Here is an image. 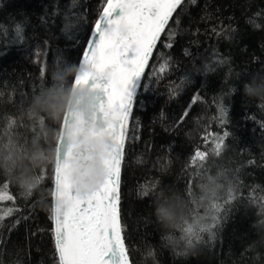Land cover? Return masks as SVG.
Instances as JSON below:
<instances>
[{
  "label": "trees",
  "instance_id": "16d2710c",
  "mask_svg": "<svg viewBox=\"0 0 264 264\" xmlns=\"http://www.w3.org/2000/svg\"><path fill=\"white\" fill-rule=\"evenodd\" d=\"M105 4L0 0V138L10 132L6 121L23 116L38 94L72 86ZM258 70H264V0H184L147 66L127 136L121 214L133 264H264V233L254 227L264 205V101L243 92ZM62 119L41 114L27 126L20 120L25 140L42 130L53 134L41 140L49 153L43 167L0 171V189L13 197L0 200V264H59L52 195ZM220 137L217 156L212 149ZM197 151L208 153L203 168L192 163ZM210 156L231 166L236 187L217 202L200 250L181 255L166 243L153 201L167 195L201 208L199 182L220 163ZM25 174L36 178L38 194L23 193Z\"/></svg>",
  "mask_w": 264,
  "mask_h": 264
},
{
  "label": "snow or ice",
  "instance_id": "6c2138e0",
  "mask_svg": "<svg viewBox=\"0 0 264 264\" xmlns=\"http://www.w3.org/2000/svg\"><path fill=\"white\" fill-rule=\"evenodd\" d=\"M181 3L182 0H106L95 21L75 84L94 81L91 84L94 89H104L106 100L100 102L99 109L111 122L110 131L117 147L106 161L105 182L87 196L79 195L65 172L60 169L55 172L56 203L52 218L59 264H129L118 211L125 128L156 42ZM67 27L71 29L72 25ZM16 32L19 35L21 29L17 27ZM217 140L212 151L218 156L223 138ZM207 155L197 151L192 163L203 168ZM4 199L13 197L0 189V200ZM213 207L219 210V205ZM11 212L9 209L5 215ZM212 219L215 221L216 217ZM208 227L211 230L213 225Z\"/></svg>",
  "mask_w": 264,
  "mask_h": 264
},
{
  "label": "clouds",
  "instance_id": "9594fccd",
  "mask_svg": "<svg viewBox=\"0 0 264 264\" xmlns=\"http://www.w3.org/2000/svg\"><path fill=\"white\" fill-rule=\"evenodd\" d=\"M243 92L249 98L264 101V70L251 74L250 79L244 83ZM95 103L92 88L83 83L67 88L50 87L38 94L24 110L23 116L6 121L10 132L0 138V171L15 175L23 173L26 168L35 170L43 167L48 162L49 153L43 148L41 140H50L52 131L42 130L39 135L33 134L31 139L25 140L18 133L20 120H24L27 126L28 121L38 119L41 114L56 119L68 113L77 120L72 128V142L79 145L88 156L87 160L75 162L74 188L82 196L96 191L107 178L105 159L115 146V140L112 133L105 131L107 122L89 119ZM209 158L220 163L214 172L199 182L202 185L200 193L204 196L201 208L190 207L183 198L176 200L167 195H159L153 201L154 215L165 229L166 243L173 250H179L181 255H195L200 250L202 234L211 231L208 218L215 214L213 206L218 205L217 202L236 187L235 174L224 158ZM19 186L26 197L38 194L39 185L34 176L25 174ZM258 216L260 219L254 227L264 233V205H261ZM185 220L188 221L187 225H184Z\"/></svg>",
  "mask_w": 264,
  "mask_h": 264
},
{
  "label": "water",
  "instance_id": "95a60500",
  "mask_svg": "<svg viewBox=\"0 0 264 264\" xmlns=\"http://www.w3.org/2000/svg\"><path fill=\"white\" fill-rule=\"evenodd\" d=\"M183 2H184V0H182V3ZM181 4L177 7L176 11L172 14L167 25L165 26L164 31L161 33L160 38L156 42V45H155V47L152 51V54L148 60V64H149V62L153 56V53L156 49V46L158 45L159 40L161 39L162 35L166 31L168 25L170 24L171 20L173 19L174 15L176 14V12L179 9V7L181 6ZM86 50H87V44L85 46L83 54ZM83 54H82L80 63L83 59ZM131 55H133V54L129 53V56H131ZM80 63H79L78 70H77V73L75 75L73 84H75L76 77L81 71ZM148 64H147V66H148ZM147 66L144 69V75H145V72L147 70ZM144 75L141 79V84H142ZM92 83H94V81H90L89 85L94 92V97H95L96 103L94 105V112H93L92 116L89 117V119L94 120V121L107 122V128L105 129V131H109L110 133H112L110 131V123L111 122L104 118L103 114L100 112V109H99L100 102L106 100V94H105L104 89L102 87L98 88V89H94L91 85ZM102 83H106V81H103ZM73 84H72V86H73ZM140 88H141V86L137 89V94H136V97L134 100L133 109H134L135 102H136L137 96L139 94ZM133 109L130 113L129 120H128L126 128H125V141H124V147L122 150V160H121V165H120V177H119V186H118V193H119L118 211H119V219H120V224H121V236H122L124 246H125V249L127 252L129 264H133V262H132L130 254H129V250L127 247V243H126L125 235H124V230H123V222H122V214H121V194H122V176H123L124 156H125V151H126L127 136H128V131H129V127H130ZM76 122H77V120L75 118H73L70 114L66 113L63 115L61 130H60V134H59L58 141H57V151H56V157H55L53 195H52V217H53V209H54L55 203H56V200H55V197H56L55 175H56V173L55 172L57 171V169H60L63 172H65L68 179L71 181L72 186L74 187L73 172H74L75 167H76L75 162L79 161V160H87L88 159V156L83 151V149L79 145H77L76 143L72 142V135H73L72 128ZM93 134H96V133H93ZM115 147H117L116 141H115V146L108 152V155L105 159V164H106L107 159L109 158L111 151ZM76 191L79 193L78 190H76ZM79 195H81V194L79 193ZM52 226H53V232H54L55 224H54L53 218H52ZM54 240H55V235H54Z\"/></svg>",
  "mask_w": 264,
  "mask_h": 264
}]
</instances>
